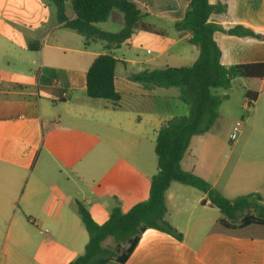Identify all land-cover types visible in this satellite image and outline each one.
<instances>
[{"label": "crops", "instance_id": "1", "mask_svg": "<svg viewBox=\"0 0 264 264\" xmlns=\"http://www.w3.org/2000/svg\"><path fill=\"white\" fill-rule=\"evenodd\" d=\"M129 1L147 14L144 22L153 30H137L110 50L101 41L86 44L58 19L49 26L40 12L22 17L29 31L21 36L4 31L8 36L7 44L0 46V264H70L89 241L82 210L102 225L112 209L126 213L149 196L158 171L157 133L172 117L187 116L189 107L178 88L134 82L132 76L191 66L200 52L189 42L190 33L174 26L191 0ZM209 1L227 6L226 12L211 16L212 22L225 29L243 25L262 36L216 32L221 63L264 62V0ZM67 13L74 18L70 5ZM110 19L119 23L118 30H103L100 23L97 27L120 32L124 15L115 11ZM105 53L118 61L117 109L86 93L87 72ZM244 80L241 87L258 92L254 109L257 104L264 107V79ZM230 90L216 93L224 97L219 119L210 131L192 138L181 166L233 202L241 196L264 195V152H252L254 137L243 144L238 140L245 125L255 127L251 120L257 118L248 116L237 139H230L233 130L222 124L229 117L220 110L232 99ZM241 105L248 106L246 97ZM166 201L167 220L183 238L149 228L124 263L113 258L107 264H264V226L225 227L224 215L207 194L177 182L168 188ZM103 246L116 248L111 238Z\"/></svg>", "mask_w": 264, "mask_h": 264}, {"label": "trees", "instance_id": "2", "mask_svg": "<svg viewBox=\"0 0 264 264\" xmlns=\"http://www.w3.org/2000/svg\"><path fill=\"white\" fill-rule=\"evenodd\" d=\"M55 4L59 23L66 29L81 35L85 43L101 41L107 50L126 43L137 30L152 31L144 22L147 14L136 3L129 0H48ZM74 18L69 17V5ZM224 4H211L209 0H191L181 21L175 23L178 32H189V42L199 48V56L191 66L166 67L134 74V82L152 84L161 88H178L180 99L189 107L187 116H174L159 129L156 136L155 154L158 171L151 179L147 200L136 204L124 213L120 208L111 210L109 220L100 225L86 210L80 212L82 222L89 234V241L82 255L70 264H107L115 258L124 263L133 252L143 232L157 229L182 239L167 220L166 193L173 182L192 186L207 194L211 205L224 215L223 225L235 227L264 226V199L260 194L238 197L229 201L204 178L182 168L181 162L187 154L193 137L211 130L219 119V107L224 97L214 90L232 88L235 79H264V62L225 66L221 63V50L214 40L216 32L238 37L261 38L254 30L236 25L225 29L210 20L213 14L226 12ZM119 11L124 15V26L118 33H107L97 27ZM34 48L33 45H30ZM118 61L111 53L98 55L87 72V96L106 101L113 109L120 107L121 95L115 87V68ZM245 90L248 107L257 100L258 92ZM252 209L256 214L249 213ZM241 214H245L240 218ZM111 238L115 249H108L103 243Z\"/></svg>", "mask_w": 264, "mask_h": 264}, {"label": "rangeland", "instance_id": "3", "mask_svg": "<svg viewBox=\"0 0 264 264\" xmlns=\"http://www.w3.org/2000/svg\"><path fill=\"white\" fill-rule=\"evenodd\" d=\"M0 6H4L3 9H0V46H5L7 41L5 40L7 33L4 31L13 32L14 36H21L22 33H26L29 31L24 25L22 17L35 15L36 13H43L46 15V23L51 26L57 23L56 17V6L54 3L48 0H0ZM119 12V11H117ZM121 13V12H119ZM122 14V13H121ZM99 27L103 30H118L119 23L114 22L112 19L102 22L99 24ZM10 28H15L16 32L12 31ZM39 29V33H40ZM73 35H77L72 30H66ZM77 37V36H76ZM241 82H237L236 85L233 84L232 90L229 91V94L233 93L232 99L227 102L225 100V104L220 109L222 113L229 117V120H224L222 122L223 126L230 125L229 130H233V126H235L236 120L239 121L240 129H244L243 121L250 116L251 119L257 118L256 125L254 127L253 124H246L245 129L240 133L239 139L240 142L246 143L247 139L250 137H254L253 140V151L254 153H263L264 152V107L261 104H257L254 109V103L251 104L250 107L243 106L245 99V88L241 87L239 83H245L246 80L240 78ZM253 83L252 81H250ZM245 86V85H244ZM225 90L222 88H217L214 90L215 93L222 94ZM241 105V107H240ZM255 131V132H254ZM230 146L232 143H228ZM264 199V195H262ZM260 204H264V200L260 202ZM249 213L256 214L257 211L252 209ZM245 214H241L240 218H242ZM241 219L238 223H236V227H240ZM110 245V244H109ZM112 245V244H111ZM114 245V244H113Z\"/></svg>", "mask_w": 264, "mask_h": 264}, {"label": "built area", "instance_id": "4", "mask_svg": "<svg viewBox=\"0 0 264 264\" xmlns=\"http://www.w3.org/2000/svg\"><path fill=\"white\" fill-rule=\"evenodd\" d=\"M240 125H241V124L238 122V123L234 126L233 131H232V133H231V135H230V139H231L232 141L237 139L238 134H239V132H240Z\"/></svg>", "mask_w": 264, "mask_h": 264}]
</instances>
